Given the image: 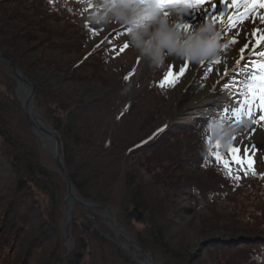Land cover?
Segmentation results:
<instances>
[{
	"label": "trees",
	"instance_id": "1",
	"mask_svg": "<svg viewBox=\"0 0 264 264\" xmlns=\"http://www.w3.org/2000/svg\"><path fill=\"white\" fill-rule=\"evenodd\" d=\"M86 3L0 0V51L34 82L35 108L59 137L61 158L77 195L105 208L118 207L119 222L155 264H264V255L258 254L264 247V169H234L212 136L201 135L203 127H163L158 116L165 107L166 88L152 75L140 94L124 93L130 74L119 73L112 80L107 52H120L125 45L118 46L111 35L85 45L97 32L85 23L73 27ZM58 22L63 29L52 26ZM55 74L84 82L94 94L95 89L105 93L76 100L43 85L42 78ZM15 86L9 65L0 61V264H97L98 259L131 264L104 237L110 233L107 226L97 220L96 228H84L92 225L89 215L98 210L72 218L73 246L66 252L60 204L67 185L55 163L52 170L41 164ZM126 95L110 125H98V118L113 106L112 97ZM4 164L12 176L2 170ZM181 196L194 210H202L195 213L197 224L175 222L174 214L190 211L178 203ZM189 226L206 237L197 256L190 250ZM239 234L245 237L238 244L225 238Z\"/></svg>",
	"mask_w": 264,
	"mask_h": 264
},
{
	"label": "rangeland",
	"instance_id": "2",
	"mask_svg": "<svg viewBox=\"0 0 264 264\" xmlns=\"http://www.w3.org/2000/svg\"><path fill=\"white\" fill-rule=\"evenodd\" d=\"M85 1L87 2L85 5V10H83L81 16L74 18L76 25H74L73 27L80 29L81 24L85 23L88 27L93 28L97 32L96 36H93L91 38H88V40H85L84 42L85 45L92 46L110 35L113 36V41L114 43L118 44V46H121V44L125 45V47H123V49H121L120 52L117 51L119 53H117L112 49L111 50L108 49L107 66L110 69V76L112 80H117L119 73L124 74L126 72H129L130 87L128 88L129 89L128 95H131L132 93L140 94L143 90H145L148 84L147 83L148 77L151 75L153 79L154 78L156 79V80L154 79L155 82L166 88L167 99L164 103L165 107L163 112H161L158 116V121L161 122L160 124L163 125V127L167 125H184V126H188V128L196 129L198 127H204L209 122V120L213 118V117L211 118L198 117V114H188L189 116L187 115L185 116L183 115V111L185 110L186 106L190 102H192L195 93H197L200 90H203L205 87L207 88L210 87V84L213 81L214 76H216V74L218 73V69H221V67H223L226 56L233 53L237 49V46L242 41L245 40L243 39L245 38V35L249 34L250 29H248V27L254 24V22L258 21V19L260 20L261 18H264L261 16H257L256 20L253 21L252 15L248 16L245 19H242V17L237 16L235 24L232 25L231 27H228L229 17L233 16L234 13L236 15L240 13L241 11L238 8L241 6L242 2L244 1L246 2L248 0H204V2L201 3L198 7L190 9L189 11L195 14H193V16L189 18L184 17L183 21L190 22V24L192 23L194 28L197 24L203 22L204 20H211L213 25L218 26L221 38L222 39L224 37L227 38L224 41V43L221 45V50H220L221 60L217 58L214 60L201 61L200 65L196 66L195 63L189 62L188 60H185L183 58L169 57L168 58L169 63L166 65L165 68L158 70L155 73H148L149 70L148 67L144 69L140 68L143 59L140 56L133 54L130 45L127 42L126 39L127 29L123 25L104 27V26H97L91 24L87 19V17L91 13L92 9L96 6V0H85ZM218 1H220L219 5L216 4ZM77 3H79L78 5H81L80 2ZM52 26L54 28H60V29H63L64 27V25H61V23L59 22L56 24H52ZM83 32L85 33L86 31L83 30ZM234 37L236 38L237 42L235 44H230V41ZM224 45H229V47L225 49ZM262 51H263V47L262 48L255 47L250 49L249 51L247 50L246 54L243 56V58H241L240 61L241 66L244 67L243 68L244 74L242 76L244 77L243 84L245 89L241 91L242 95L238 97L240 100L233 103V108L230 110L228 117L234 126H238L239 122L242 119L247 120L248 123L244 129L243 134L234 133L232 136V142L226 148L222 147L218 140L213 139V144L216 147V149L220 153L225 154L227 156L225 157V159L228 158L227 160L230 161L231 166L234 169H238V170H241L245 166H248L250 168L257 167L260 171L264 169V121H261L260 119L262 116H264V110H262L260 107V99H259L260 91L262 88H264V81L261 80L262 69L260 67V65L264 63V58H262L264 57V55H260V53H263ZM217 61H219V63H217ZM181 69H185V71L181 72ZM169 71L174 73V77H175L174 83L164 81L165 74ZM254 77L255 79H253ZM226 81H227L226 78L222 80L221 85L225 86L227 84ZM42 83L46 87H50L56 90H63L71 98H74L76 100L87 101L90 99H95L100 93L101 94L105 93V90L95 89L94 90L95 94H94L92 93V91H88L86 84L84 82L71 81L70 79H66L65 76H62L60 74H55L49 77L42 78ZM253 93H255V97H253ZM14 94L16 99L20 103L19 98H21L20 95L23 96V92H18L14 88ZM246 98L251 100V104L245 103ZM126 100H127V95L121 96L119 98L112 97L110 102H112L113 106L109 108L107 114L105 113L101 115L96 123L103 127H108L115 112H118L119 108L122 106V104L125 103ZM249 108L251 110L250 115L248 113ZM237 110H239V115L234 116V112H236ZM34 135L37 139L39 146V152L41 155V164L49 170L55 169V165H54L55 162L53 161L50 152L44 148V145L42 144V142L39 140V138L36 136L35 133ZM206 136H211V134H206ZM232 148L238 150V154L241 157V160H243L244 157H248L251 160V165L247 163H241L233 159L231 154ZM2 170L8 176H12L11 169L8 165L4 164L2 166ZM65 196L63 197L62 203L60 204L62 213L65 218L62 221V225H61L63 235H64V225L68 217V213L64 204ZM75 203L76 202H73V206H72V217L77 218L80 212L86 213V209H84L81 205L76 203L80 207H82V209L79 211L78 208H75L74 205ZM178 203L180 204L181 207L188 209L190 211L181 210L177 214H174L173 217L175 222L182 225L197 224V222L195 221L196 220L195 213H198V211L200 212L202 210L201 209L194 210V205L187 198L182 196L178 200ZM87 210H95V209H87ZM110 211L112 215L116 217L115 228L117 229V231H120L119 229L122 228L121 226L123 225L124 229H122L121 231V233L123 234L122 235L123 241L128 242L127 240L128 236H130L134 240L131 234L127 231L125 225L122 222H119L118 220V217L121 214V210L118 207H115L114 209H110ZM93 212L94 215L92 216L89 215V217H91V219L90 218L89 219L92 221V225L87 227H90L89 230H91L93 227L96 228L95 222L98 220L99 223H102L105 226H107L110 231V233H105L104 237L105 235H108L110 238L107 239H111L112 226L103 218L99 210ZM69 229H70V223H69ZM186 235L190 240L189 241L191 243L190 250L192 253H197L198 248L201 247V245L206 242V237L196 235L194 230L190 226L189 228L186 229ZM243 237H245L243 234H239L231 237L225 236V238H230L231 240H238L239 238L242 239ZM174 239L171 241L174 242ZM63 244L66 247V252H68L73 246V240L71 246L66 245L65 240ZM131 250L140 261H142L145 264H149L150 260L142 254L140 255L137 254L136 249H134V246H131ZM144 252L149 253L146 251ZM96 263L107 264L105 263L104 260L101 259H98ZM131 264L134 263L132 262ZM153 264H155V261L153 262Z\"/></svg>",
	"mask_w": 264,
	"mask_h": 264
},
{
	"label": "clouds",
	"instance_id": "3",
	"mask_svg": "<svg viewBox=\"0 0 264 264\" xmlns=\"http://www.w3.org/2000/svg\"><path fill=\"white\" fill-rule=\"evenodd\" d=\"M196 7L193 0H145L143 3L140 0H96L87 19L97 26L123 25L133 54L146 61L148 73H155L166 67L169 57L183 58L195 64L221 60V45L227 38H221L218 26L211 20H204L190 29L183 21V16ZM128 91V87L123 89L124 93ZM204 99L205 92L200 90L194 94L191 105ZM247 123L242 119L234 126L229 120L212 118L200 133L211 134L226 148L234 133L243 134ZM258 254L264 255V247Z\"/></svg>",
	"mask_w": 264,
	"mask_h": 264
},
{
	"label": "bare ground",
	"instance_id": "4",
	"mask_svg": "<svg viewBox=\"0 0 264 264\" xmlns=\"http://www.w3.org/2000/svg\"><path fill=\"white\" fill-rule=\"evenodd\" d=\"M251 1V6L242 19H245L250 15H252L253 21L256 20L257 16L264 17V0ZM216 4L219 5L220 1H218ZM193 14L195 13L189 11L183 16V19L184 17L189 18L193 16ZM185 23L190 29H194L192 23V25L190 22ZM248 29H250L249 34H246L245 38H243L245 40L237 46V49L233 53L226 56L223 67L218 69V73L216 76H214L210 87H205L203 89L205 92V99L197 105H191L190 102L183 111V115L189 116L188 114H198V117H213L231 121L228 117L229 112L233 108V103L240 100L238 97L242 95L241 91L245 89L243 84L244 77L242 76L244 74V67L241 66V58H243L247 50L249 51L255 47H263L262 52H264V39H261V37H264V18H261L260 20L258 19V21L250 25ZM241 49H243V51H241ZM200 63L196 64V66L200 65ZM146 67H148L146 61L143 60L140 68L144 69ZM225 78L227 79V84L223 86L221 85V81ZM18 92H23V96L20 95V99L23 101L25 98L23 89L20 87ZM34 133L42 142L44 148L48 151L51 150V144L49 140L40 132L34 131ZM73 202L74 200L67 201V207L72 208ZM122 238L123 237L121 235V239Z\"/></svg>",
	"mask_w": 264,
	"mask_h": 264
},
{
	"label": "water",
	"instance_id": "5",
	"mask_svg": "<svg viewBox=\"0 0 264 264\" xmlns=\"http://www.w3.org/2000/svg\"><path fill=\"white\" fill-rule=\"evenodd\" d=\"M0 60L8 64L11 68V71L13 73L14 79L16 81V87L15 90L18 91V89L21 87L24 91V100L22 101L19 97L20 104L22 107L23 112L25 113L28 122L30 124L31 130L40 132L43 134L50 142L51 144V150H49L51 157L53 161L55 162L59 172L62 174L66 185H67V194L64 198V204L65 208L68 211V217L67 221L64 225V240L65 244L71 246L72 240L70 239V229H69V223L72 220V208H68L66 203L69 200H74V202L81 205L84 209H97L101 212L103 218L112 226L111 227V239L114 241L117 249H120L124 251L132 260L134 264H145L142 261H140L135 254L131 251V246H134V249H136L137 254H142L146 258L150 260L149 264H153V258L149 253H145L143 249L137 245V243L130 237H127L128 242H125L121 239V233L123 228V225L120 228V231H117L115 228L116 225V217L112 215L110 209L104 208L99 204H96L94 202H90L88 200L83 199L82 197H79L76 192L74 185L72 181L70 180L64 163L61 158L60 154V140L56 132L52 129V127L46 122V120L39 114V112L36 110L34 105V94L36 86L33 81H31L19 68V66L6 54H4L2 51H0ZM137 217L140 218V213H137ZM91 219V217H89ZM137 218V219H138ZM84 228L89 231L90 227L84 226ZM106 238H110L108 235H105ZM235 241L237 244L241 242V239L238 240H232ZM206 244L203 243L201 247L198 248L197 253H194L195 256L198 254H201L203 251V246Z\"/></svg>",
	"mask_w": 264,
	"mask_h": 264
},
{
	"label": "snow or ice",
	"instance_id": "6",
	"mask_svg": "<svg viewBox=\"0 0 264 264\" xmlns=\"http://www.w3.org/2000/svg\"><path fill=\"white\" fill-rule=\"evenodd\" d=\"M140 2H145V0H140ZM204 0H193V4L195 6H199L201 3H203ZM236 6V5H234ZM237 19V16L236 14L234 13L233 16L229 17L228 19V27H231L232 25L235 24V21ZM223 22V21H222ZM185 28H187L188 26L185 25L184 26ZM261 39H264V37H261ZM237 42L236 38L234 37L231 41H230V44H235ZM127 47V45H126ZM225 49H227L229 47V45H224ZM241 51H243V49H241ZM260 55H264V53H260ZM217 63H219V61H217ZM261 69H262V76H261V80L264 81V63H262L260 65ZM185 71V69H181V72ZM255 79V77L253 78ZM164 81L165 82H172L174 83L175 82V77H174V73H172L171 71L167 72L165 74V77H164ZM253 97H255V93H253ZM259 99H260V107L262 110H264V88L261 89L260 91V95H259ZM245 103L247 104H251V100H249L248 98L245 99ZM248 113L249 115L251 114V110L250 108L248 109ZM235 115H239V110H237L236 112H234V116ZM261 121H264V116H262L261 118ZM231 154H232V157L233 159L241 162V163H247L249 165H251V160L248 158V157H244L243 160H241V157L239 156L238 154V150L235 149V148H232L231 149ZM217 159H221L220 156L217 154Z\"/></svg>",
	"mask_w": 264,
	"mask_h": 264
}]
</instances>
